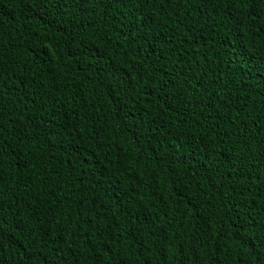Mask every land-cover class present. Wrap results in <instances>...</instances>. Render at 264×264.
<instances>
[{
  "label": "trees",
  "instance_id": "16d2710c",
  "mask_svg": "<svg viewBox=\"0 0 264 264\" xmlns=\"http://www.w3.org/2000/svg\"><path fill=\"white\" fill-rule=\"evenodd\" d=\"M0 264H264V0H0Z\"/></svg>",
  "mask_w": 264,
  "mask_h": 264
}]
</instances>
